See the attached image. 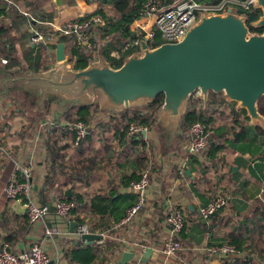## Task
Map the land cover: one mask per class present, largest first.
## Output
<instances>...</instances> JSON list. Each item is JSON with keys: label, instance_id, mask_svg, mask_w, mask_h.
Here are the masks:
<instances>
[{"label": "crops", "instance_id": "crops-1", "mask_svg": "<svg viewBox=\"0 0 264 264\" xmlns=\"http://www.w3.org/2000/svg\"><path fill=\"white\" fill-rule=\"evenodd\" d=\"M52 1H55L59 6L57 15L54 13ZM174 1L176 0L169 4ZM3 2L7 5L14 4L25 18L23 20L19 18L11 30V42L16 60L10 63L3 62L1 58L4 57L0 56V151L7 157L0 163V243L2 239H5L8 241L10 249L13 252H18L27 243L37 240L47 253L53 255L54 242L59 247L65 264H82L93 254V246L102 242L104 237L102 234L101 239L92 243H84L80 241V237L73 236L75 227L70 228L71 222L76 223L73 218L74 214L61 216L54 210H51L34 229L25 213L23 201L6 198L2 188L16 167H19L16 169L18 177H23V168H30V181L38 194L46 172V152L42 147V141L45 138L49 122L57 120L62 113L69 109L84 105L70 98L48 95L47 93L41 94L36 82L27 80L29 76L49 70L58 63L55 49L59 42L47 46V57L44 61L46 69L32 70L28 61L35 60L33 58L36 57L35 53L39 45L32 46L29 43L30 29L50 27L54 31L51 24L56 26L76 17L90 14L99 7V0H41L38 13L51 15V19L45 21L39 20L40 16L35 19L28 12L21 11L15 4L16 0H3ZM102 9L110 16L115 15L109 5H103ZM232 12L244 15L234 10ZM7 18L9 16H6L5 20ZM135 23L132 22L130 27ZM112 51L119 52L118 49H114L110 51V54ZM132 53L133 51L128 55ZM110 54L108 58L102 56L113 68L118 67L116 65L120 62L121 65L128 56L122 58L120 54L118 61L111 62ZM63 63L67 68H71L66 64V55ZM210 92H208L206 100L199 97L198 92L191 94L194 99L202 103L203 110H205ZM218 94H221L225 102L214 103L210 110L203 114L204 118L208 120L209 117L214 124V143L216 145L212 146V142L209 145L210 150L206 148L203 156L187 155L186 153L183 156L177 151L178 153L174 154L176 157L178 156L176 161L168 155L160 157V150L156 151L155 157L158 156V164L161 168L156 169L155 167L150 172V184L145 202L138 214L130 222L116 227L115 232L113 230V241L121 244V248L114 261L110 263H115L123 251L127 250L133 252L132 259L139 257L138 264H221L227 256L219 257L202 248L218 243L228 244L225 242L227 240L223 239L224 235L250 234L249 228H246L242 223L247 219H252V214L257 209H261V205L264 206V133L257 129L259 127L264 131V126L258 121L253 122L248 117L246 110L238 107L237 102L225 99L222 93ZM57 101L60 103L59 109L50 107V103ZM188 101L189 99L186 102V108ZM150 102L129 107L137 106L146 110V105ZM98 106L102 111L100 117L103 121H106L104 113H117L109 108H103L99 104ZM184 113L182 111L179 116L174 135L169 136L168 131L164 128V121L159 119L157 109L154 117L155 122L152 126L149 125L151 129L146 133H141L143 139L147 141L148 145L154 143L157 148L161 145L170 148L180 132V123ZM188 126L189 124L187 130ZM95 137L93 144L97 149V154L103 151L105 139H112L110 147L112 153H108L111 154L110 160L97 162L99 164L97 177L91 180V184L87 188L94 194H101L104 197V202L107 200L105 191L111 188L115 189L111 202L114 204V209L108 218L110 221L119 218L120 222L127 205L133 204L137 199L135 192L129 190V186L126 187L124 183L134 180L132 176L136 172L135 160L137 157L147 155V149L140 147V143H130L131 136L127 137L125 134L126 143L119 142L110 132L101 133ZM184 139L182 138L178 143L179 151L182 149ZM103 156L105 159L106 155ZM179 161L181 166L178 165ZM173 166L180 174L179 177L174 173L171 174ZM67 190L69 191V189ZM223 194L229 197L226 206L206 220L200 218L199 207ZM176 208H181L183 212L184 227L180 233L172 235L167 217ZM109 211L110 209H108V213ZM46 229L52 230L51 237L46 235ZM260 230L264 229L259 228ZM256 234L254 232L253 236ZM168 239H176L182 246L171 256H166L161 251L163 242ZM72 244L81 245L76 248ZM139 245H143V247L140 249ZM146 248H151V252L147 260L142 261L141 257ZM261 262L264 264V259Z\"/></svg>", "mask_w": 264, "mask_h": 264}, {"label": "trees", "instance_id": "trees-1", "mask_svg": "<svg viewBox=\"0 0 264 264\" xmlns=\"http://www.w3.org/2000/svg\"><path fill=\"white\" fill-rule=\"evenodd\" d=\"M16 1L15 4H17L21 11L28 12L35 19L39 16L41 17V19H39L41 21L51 19L50 14L44 13L41 15L38 13V9L41 6V0ZM156 1L158 6H166L173 0ZM197 1L211 4L217 3L221 0ZM236 1L243 2L246 0ZM144 2L145 0H99V7L94 12L76 17L77 20H84L93 15H100L102 17V23L94 25L90 30L92 46L88 49L76 44L75 34H59L58 32L52 31L50 27L44 29L38 27V29L44 33H50L52 38L50 43L37 46V48H39L35 53L36 57L33 58L35 60L28 61L32 70L39 71L46 69L44 61L47 57V46L52 44L55 45L58 42L63 43L66 64L73 69L86 67L90 61L95 60L100 54L108 58L110 51L114 49L119 50L122 58L128 55L134 51L133 49L135 48L123 50L122 46L126 40L133 39L137 36L136 32L130 30V24L139 17ZM0 4V56L4 57L1 59L10 63L16 60L13 44L11 42L12 26L19 18L23 20L25 16L14 4L12 5V3L7 5L3 0H0ZM103 5H109L115 12V15L110 16L106 14L102 9ZM234 11H237V13H243L246 16L247 25L252 32H262V28L251 27V23L257 20L261 14L259 9L254 8L252 5L247 9L240 5H236L234 6ZM6 16H9L7 20H5ZM6 57H8L9 60L6 59ZM120 63L116 66H119ZM162 102L163 94H158L153 101L146 105V110L134 106L123 109L117 113H104L106 121H103L100 115H98L102 113L98 104L76 106L62 113L57 120L49 122L45 138L42 141V147L46 152V172L42 186L37 194V196L39 195L38 201L40 203L49 204L58 200L73 201L75 207L69 214H74L73 218L76 223L85 222L90 232L100 233L104 236L100 244L93 246V254L91 257L82 264H109L114 261V258L117 256L121 248V244L113 241L112 232L113 230L115 232V230H117L116 227L122 226L123 224H119V218H114V221H110L108 218L114 209V204H111V202L113 195L115 194V189L111 188L108 191H105L107 192V200L104 202V197L101 194H94L92 190L87 188V186L91 184V180H94L97 177V171L99 170V164H97V162L107 161L111 158V154L108 153L111 152L110 147L112 139H105L103 143V151L97 154V149L93 144V141L96 138L95 136H98L101 133L110 132V134H112V136L119 142L124 141L126 143L127 139H124V134L128 123L135 122L152 126L155 122V112ZM224 102L221 94L210 92L209 99L205 104V110H203L202 103H199L198 100L194 99L191 95L186 111L182 116L180 132L177 135L175 142H173V146H171L172 148L164 145L158 146L157 148V145L154 143L148 145L147 141L143 139L141 133L135 134L136 136L132 135L129 139L130 143H140V147H146L147 149V155L137 157L135 160L136 172L132 176L134 180L138 179L142 170H147L150 175V172L154 170L155 167L156 169L161 168L158 164V156L155 157L156 151L158 152V150H160V157H163L168 155L172 149L174 150V147H177L176 151L185 156L183 151L178 150V143L182 138H185L184 141L188 139L187 125L194 121H201L206 125L207 129L210 130L208 136L209 145L213 142L212 146H215L214 124L209 117L208 120L207 118H204L203 114L205 111L210 110L214 103L221 104ZM257 108L258 112L264 116V97H261L258 100ZM242 112L245 113L244 110H242ZM76 121H82L89 126L88 133L77 141L75 140L76 132L72 126V123ZM257 129L264 133L261 128L258 127ZM209 145L207 148L210 150ZM120 153L121 150L119 151V154ZM103 155H106L105 159ZM154 157L158 166L155 163ZM6 158L7 157H5L0 151V163ZM172 173H174L175 176H180L174 166L171 168V174ZM131 182L132 181H127L124 185L128 187ZM67 189H69V194H66ZM221 196H224V194L217 197ZM129 206L130 205H127V207ZM108 209H110L109 213ZM99 214H101L100 217H97ZM242 225L249 228V235L242 236L240 234L231 233L230 235H224L223 237V239L227 240L225 242L233 245L241 255L236 258L227 256L221 264L262 263L261 260L264 259V230L259 231V228L264 229V206L261 205V209H257L256 212L252 214V219H247ZM254 232L257 233L255 236H253ZM80 245L81 244H72V246L76 248ZM141 247H143V245H139L138 248L141 249Z\"/></svg>", "mask_w": 264, "mask_h": 264}, {"label": "water", "instance_id": "water-1", "mask_svg": "<svg viewBox=\"0 0 264 264\" xmlns=\"http://www.w3.org/2000/svg\"><path fill=\"white\" fill-rule=\"evenodd\" d=\"M55 15L59 6L52 1ZM253 7L262 15L251 27L262 28L252 32L247 18L232 12L201 14L185 36L178 42L162 43L149 48L141 43V52L128 55L116 68L100 54L81 69L67 68L64 45L55 49L57 65L31 75L41 94L70 98L80 104L98 103L114 111L153 101L163 94L158 116L164 121L169 136L177 129L189 96L198 92L206 100L208 92L222 93L225 99L237 102L253 122L264 126V117L257 109L264 97V0H254ZM159 120V121H160ZM69 194V191H66ZM76 226L71 222L70 228ZM101 234L83 233L80 241L92 243ZM151 248H146L141 260L146 261ZM132 251H123L115 263L126 264Z\"/></svg>", "mask_w": 264, "mask_h": 264}, {"label": "built area", "instance_id": "built-area-1", "mask_svg": "<svg viewBox=\"0 0 264 264\" xmlns=\"http://www.w3.org/2000/svg\"><path fill=\"white\" fill-rule=\"evenodd\" d=\"M254 0L236 1V0H221L217 3H201L197 0H176L166 6H158L156 0H145L143 9L134 26L130 27L132 32H136L137 36L133 39H128L123 43V50L135 48L133 52H141V43L144 42L149 48H154L162 43H174L180 41L189 28L195 24L201 14L204 13H223L228 9L232 10L233 6H242L247 9L253 6ZM102 23L100 15H93L84 20L76 18L66 21L65 23L51 24L54 31L59 34H75L76 44L85 48H91L92 36L90 30L96 24ZM52 35L33 27L30 29L28 40L32 46L50 43ZM120 53L112 51L110 54L111 62L118 61ZM5 62V60H2ZM75 129V140L85 136L88 133V128L84 122L76 121L72 123ZM147 124L130 122L127 125L125 135L127 137L146 133L150 130ZM210 130L201 121H194L188 126V139L182 143V151L187 155L203 156L204 150L209 145ZM3 150V149H2ZM4 151V150H3ZM178 158V156H177ZM178 165L182 164L180 161ZM16 167L11 173L6 183L3 185L2 191L6 198L23 201L25 213L32 227H37L39 222L51 211L54 210L58 215L66 216L75 207L73 201L58 200L49 203H40L37 199V194L33 189V184L30 181V168H23V177H18ZM149 173L147 170H142L138 179L129 184V190L137 195L136 201L126 208L124 216L119 224H126L135 217L143 203L145 202L146 192L149 187ZM228 196L217 197L206 204H202L198 209L199 217L206 220L219 209L226 206ZM167 222L170 225V234L177 235L184 227V217L181 208H176L168 217ZM89 228L85 222L76 223L73 231V236L79 238L83 233H88ZM46 235L51 237L52 230L46 229ZM55 245L53 255L47 253L37 240L27 243L24 248L18 252H13L10 249L8 241L2 239L0 243V264H65L62 259V253L59 247ZM180 241L176 239L165 240L161 246V251L166 256L174 255L177 250L181 249ZM209 252L217 254L219 257H237L239 252L231 244H222L214 246H204ZM139 257H134L126 264H138Z\"/></svg>", "mask_w": 264, "mask_h": 264}, {"label": "rangeland", "instance_id": "rangeland-1", "mask_svg": "<svg viewBox=\"0 0 264 264\" xmlns=\"http://www.w3.org/2000/svg\"><path fill=\"white\" fill-rule=\"evenodd\" d=\"M232 10H234V7H232ZM122 49H123V47H122ZM99 56V55H98ZM97 56V57H98ZM96 60V59H95ZM59 101H57V102H55V103H50V107H53V108H56V109H59V104L60 103H58ZM129 108V107H128ZM127 109V108H126ZM123 110V109H122ZM121 111V110H120ZM120 111H116V112H120ZM98 115H101V114H98ZM162 146V145H161ZM177 151H176V147H174V150L172 149L171 150V152L168 154V156H170V157H173L174 159H175V161L176 160H178V158L176 157V155H174L175 153H176ZM174 159H173V161H174ZM175 163V162H174ZM178 167V166H177ZM149 177H150V175H149ZM149 184H150V179H149Z\"/></svg>", "mask_w": 264, "mask_h": 264}]
</instances>
